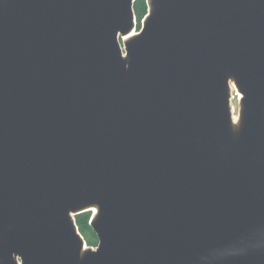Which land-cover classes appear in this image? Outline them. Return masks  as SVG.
Returning <instances> with one entry per match:
<instances>
[{"label": "water", "instance_id": "obj_1", "mask_svg": "<svg viewBox=\"0 0 264 264\" xmlns=\"http://www.w3.org/2000/svg\"><path fill=\"white\" fill-rule=\"evenodd\" d=\"M134 1L0 0V264H264V0Z\"/></svg>", "mask_w": 264, "mask_h": 264}, {"label": "trees", "instance_id": "obj_2", "mask_svg": "<svg viewBox=\"0 0 264 264\" xmlns=\"http://www.w3.org/2000/svg\"><path fill=\"white\" fill-rule=\"evenodd\" d=\"M133 8L137 21L136 28L139 29L140 22L148 9L146 0H135ZM90 218L91 211L83 212L75 216V222L87 245L94 247L97 245V236L90 225Z\"/></svg>", "mask_w": 264, "mask_h": 264}, {"label": "rangeland", "instance_id": "obj_3", "mask_svg": "<svg viewBox=\"0 0 264 264\" xmlns=\"http://www.w3.org/2000/svg\"><path fill=\"white\" fill-rule=\"evenodd\" d=\"M137 26V25H136ZM140 27V26H139ZM139 29L136 28L135 32H137ZM121 39V38H120ZM121 46L123 48V44L121 43ZM233 86V91H236L237 89L235 88V86L232 84ZM232 91V97H231V106L233 108V115L236 117H238V112H239V99L238 97H236L234 95V92ZM95 247V246H94Z\"/></svg>", "mask_w": 264, "mask_h": 264}, {"label": "bare ground", "instance_id": "obj_4", "mask_svg": "<svg viewBox=\"0 0 264 264\" xmlns=\"http://www.w3.org/2000/svg\"><path fill=\"white\" fill-rule=\"evenodd\" d=\"M132 34H133V31L131 32V33H129V34H127V35H125V36H123L122 37V40H126L127 38H129L130 36H132ZM231 89H232V91H233V86H232V84H231ZM234 92V95L236 96V97H240L241 96V94L236 90V91H233ZM232 113H233V108H232ZM233 122H235L236 121V117L233 115Z\"/></svg>", "mask_w": 264, "mask_h": 264}]
</instances>
